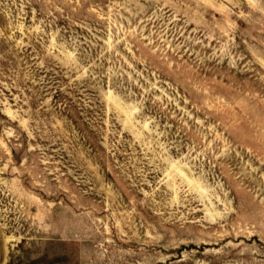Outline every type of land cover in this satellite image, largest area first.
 Listing matches in <instances>:
<instances>
[{"label": "rangeland", "instance_id": "obj_1", "mask_svg": "<svg viewBox=\"0 0 264 264\" xmlns=\"http://www.w3.org/2000/svg\"><path fill=\"white\" fill-rule=\"evenodd\" d=\"M0 264H264V0H0Z\"/></svg>", "mask_w": 264, "mask_h": 264}]
</instances>
